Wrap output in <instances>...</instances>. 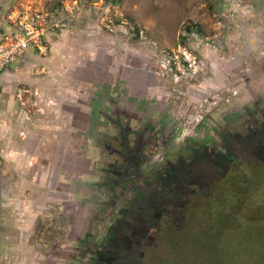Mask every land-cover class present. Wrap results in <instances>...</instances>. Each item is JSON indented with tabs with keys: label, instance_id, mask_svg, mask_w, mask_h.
Listing matches in <instances>:
<instances>
[{
	"label": "rangeland",
	"instance_id": "1",
	"mask_svg": "<svg viewBox=\"0 0 264 264\" xmlns=\"http://www.w3.org/2000/svg\"><path fill=\"white\" fill-rule=\"evenodd\" d=\"M8 1L46 9L66 3L79 7L75 21L38 54L42 69L25 70L27 76L9 81L7 88L0 80V264H8V250L15 248L23 249L25 264H37L39 242L59 239L58 227L74 208L68 197L74 178L81 177L76 168L84 160L89 123L99 121L91 106L102 101V91L114 94V88L127 87L158 96L189 132L206 114L211 124L220 111L240 108L264 84V0ZM186 25L199 32H186ZM52 66L53 74L47 70ZM30 79H42V85ZM87 106L89 115L82 113ZM55 164L62 165L63 175L45 183L42 177L52 174ZM57 182L64 185L54 196ZM201 213L191 211L190 227H176L178 242L160 248L152 264H264V221L258 227L256 220H246L234 228L240 234L223 232L222 244L201 255L192 243ZM175 217L181 227L184 214Z\"/></svg>",
	"mask_w": 264,
	"mask_h": 264
},
{
	"label": "flooded vegetation",
	"instance_id": "2",
	"mask_svg": "<svg viewBox=\"0 0 264 264\" xmlns=\"http://www.w3.org/2000/svg\"><path fill=\"white\" fill-rule=\"evenodd\" d=\"M142 92L116 87L91 106L99 121L89 123L81 177L71 183L74 208L59 239L39 242L37 264H152L196 209L203 213L192 243L201 255L246 220L262 227L264 84L240 108L220 111L211 124L206 114L189 132L170 103L163 108ZM8 251V264H25L23 249Z\"/></svg>",
	"mask_w": 264,
	"mask_h": 264
},
{
	"label": "built area",
	"instance_id": "3",
	"mask_svg": "<svg viewBox=\"0 0 264 264\" xmlns=\"http://www.w3.org/2000/svg\"><path fill=\"white\" fill-rule=\"evenodd\" d=\"M78 7L66 3L55 9H46L29 3L12 4L0 0V72L10 63L23 66L29 47L37 54H44L48 40L75 21ZM182 60L188 62V59ZM173 68L180 71L176 63Z\"/></svg>",
	"mask_w": 264,
	"mask_h": 264
},
{
	"label": "crops",
	"instance_id": "4",
	"mask_svg": "<svg viewBox=\"0 0 264 264\" xmlns=\"http://www.w3.org/2000/svg\"><path fill=\"white\" fill-rule=\"evenodd\" d=\"M65 36V35H64ZM63 38V36H60V37H58V39H62ZM24 60L26 61L25 62V64L23 65V68H25V69H21L22 68V66H20V65H16L15 67H13L12 69H10V70H8V69H4V70H2L1 72H0V74H1V77H0V80H2V84H1V86L3 87V88H7L8 87V82L9 81H14V80H16V79H18L19 78V80H21L22 79V77L24 78V76L26 75L27 76V74L25 73L26 71L25 70H27V69H33L34 67L35 68H37L36 67V65H39V67H41V69H42V56H40V55H38L36 52H35V50L34 49H32L31 47H29L28 49H27V51H26V54H25V58H24ZM44 67V66H43ZM47 70H48V73H51V74H53V73H55V71H53V70H55V66H52L51 68H47ZM18 77V78H17ZM54 77H56V76H54ZM16 78V79H15ZM29 82L30 83H35V85H37V86H40V85H42V79H39L38 80V82H37V79H36V82H34V80L33 79H30L29 80ZM46 82H49V81H46ZM46 82H44V83H46ZM52 83H58L57 82V80H52ZM77 100V99H76ZM1 101H2V99H0V103H1ZM69 101V100H68ZM75 101V99L74 98H72V99H70V105H73V104H75V103H73ZM78 102V101H77ZM93 102V101H92ZM91 102V103H92ZM67 104V103H66ZM78 104V103H77ZM1 105V104H0ZM88 105V104H87ZM87 110H85L84 112H82V113H85V114H90V110H89V107L87 106V108H86ZM2 110V109H1ZM1 110H0V112H1ZM55 112V111H54ZM72 112V111H71ZM61 114V113H60ZM55 116V115H54ZM14 129H16V127L14 128ZM50 133L52 134V135H54V131H50ZM63 168H62V165L61 164H55L54 165V167H53V173L52 174H50V175H47V178L45 179V178H43L42 177V181L44 180L45 181V183H47V182H51L53 179V181H54V183H55V181L57 180V178H58V174L60 173L61 175H63L60 171L62 170ZM72 168H69V172H72V171H70ZM66 172H67V170H65ZM58 175V176H57ZM57 186L54 188H52V189H55V190H52V192L51 193H53V194H55L54 196H56V194H57V192H60L61 191V187H62V185H64V184H62V183H58L57 182ZM27 188V187H26ZM60 188V189H59ZM59 189V190H58ZM26 195H29V193L28 194H26ZM32 196V195H31ZM35 197V196H34ZM42 199H43V193H42ZM43 203V202H42ZM53 203H54V205H56L57 203H56V201L54 200L53 201ZM24 223H25V221H24ZM28 225H26V227H27Z\"/></svg>",
	"mask_w": 264,
	"mask_h": 264
},
{
	"label": "trees",
	"instance_id": "5",
	"mask_svg": "<svg viewBox=\"0 0 264 264\" xmlns=\"http://www.w3.org/2000/svg\"><path fill=\"white\" fill-rule=\"evenodd\" d=\"M117 22V21H116ZM184 29H185V31L186 32H191V31H196V32H199V30L196 28V27H193V26H190V25H186V26H184ZM133 31H135L136 33H137V29L136 28H133ZM171 68H173V63H172V61H171ZM169 66V67H170ZM221 212V211H220ZM224 212V211H223ZM235 233V232H234ZM238 234H240V232H237ZM205 248V247H204ZM203 248V249H204ZM207 249H210L209 247H207ZM202 249H201V247H200V251H201ZM199 251V252H200Z\"/></svg>",
	"mask_w": 264,
	"mask_h": 264
}]
</instances>
